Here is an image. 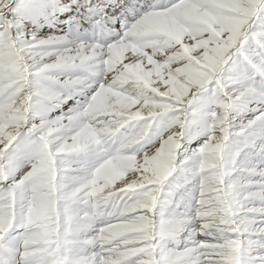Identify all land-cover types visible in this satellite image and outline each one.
I'll list each match as a JSON object with an SVG mask.
<instances>
[{"label": "snow or ice", "instance_id": "6c2138e0", "mask_svg": "<svg viewBox=\"0 0 264 264\" xmlns=\"http://www.w3.org/2000/svg\"><path fill=\"white\" fill-rule=\"evenodd\" d=\"M0 264H264V0H0Z\"/></svg>", "mask_w": 264, "mask_h": 264}]
</instances>
